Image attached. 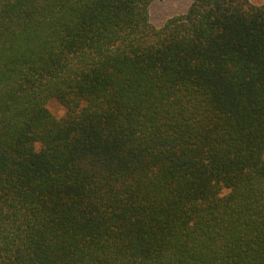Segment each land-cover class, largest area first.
I'll return each mask as SVG.
<instances>
[{
    "label": "trees",
    "instance_id": "trees-1",
    "mask_svg": "<svg viewBox=\"0 0 264 264\" xmlns=\"http://www.w3.org/2000/svg\"><path fill=\"white\" fill-rule=\"evenodd\" d=\"M153 1L0 0V264H264V4Z\"/></svg>",
    "mask_w": 264,
    "mask_h": 264
},
{
    "label": "rangeland",
    "instance_id": "rangeland-1",
    "mask_svg": "<svg viewBox=\"0 0 264 264\" xmlns=\"http://www.w3.org/2000/svg\"><path fill=\"white\" fill-rule=\"evenodd\" d=\"M194 0H154L148 6V21L155 27H161L168 19L184 14ZM253 5H263L264 0H248ZM48 111L55 117H62L65 109L55 100L46 105Z\"/></svg>",
    "mask_w": 264,
    "mask_h": 264
}]
</instances>
